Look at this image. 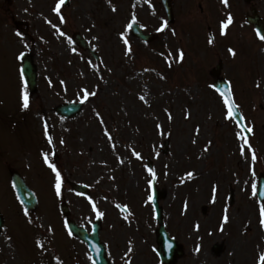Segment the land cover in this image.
Instances as JSON below:
<instances>
[{
  "label": "rangeland",
  "instance_id": "374dc122",
  "mask_svg": "<svg viewBox=\"0 0 264 264\" xmlns=\"http://www.w3.org/2000/svg\"><path fill=\"white\" fill-rule=\"evenodd\" d=\"M174 1L172 30L149 44L130 35L128 25L133 20L148 25L146 30L157 25V15L163 17L157 0H82L76 24L68 21L64 34L37 23L45 31L33 27L29 32L37 89L28 94L27 109L19 64L9 60L1 67L0 209L7 211L10 239L0 235V264H72L77 257L88 264L85 245L65 231L61 202L88 231L103 213L99 236L108 256H130L125 264H149L140 256L154 253L157 223L146 157L163 191L159 206L165 228L183 249L176 264H262V203L253 194L258 175H264L262 52L239 49L233 36L222 39L219 21L207 20L186 0ZM76 27L100 62L74 46L70 36ZM5 28L3 34L25 49L21 40L26 39ZM219 60L220 74L253 129L250 138L226 118L224 101L212 88L210 71ZM64 101L85 104L76 117L64 119L54 111ZM49 164L61 172L59 196ZM10 168L38 198L30 220L15 200ZM69 181L86 184L90 194H75ZM115 204L126 206L128 213ZM226 210L229 219L223 223Z\"/></svg>",
  "mask_w": 264,
  "mask_h": 264
},
{
  "label": "flooded vegetation",
  "instance_id": "af4514ba",
  "mask_svg": "<svg viewBox=\"0 0 264 264\" xmlns=\"http://www.w3.org/2000/svg\"><path fill=\"white\" fill-rule=\"evenodd\" d=\"M169 1L173 8L175 1ZM186 1L192 5V9L196 8L207 20L219 21L221 23L227 20L230 13L233 17V22L225 29V32L230 33H226L224 39L227 40V36H233L236 40L234 44L237 45L239 49H244L246 52L261 51L262 63L264 64V40L260 38L261 35H264V0H229L228 5L222 3L221 0ZM57 3L58 0H0V69L9 60L16 61L18 64L20 62V59H17L20 54L18 51L19 41L12 43L8 34H3V31H6L5 26L7 29L9 27L12 30L24 27L23 29L21 28V36L26 40L22 39L21 44L25 45L26 51L22 52L30 53L33 59L32 49L34 48V44L32 43V36L29 35V32H33V27H38L41 31H45V28L39 27L37 23H41L42 25L43 23H47L46 26L48 28L46 29H51L58 34H64L66 32V28L68 29V21H73L76 24L79 12L78 7L82 6V0H65L60 7L59 13L53 11ZM61 16L64 17L63 23L60 20ZM158 18L160 22L157 25L152 26V28L146 30V32L143 31L144 33L152 35L153 41L151 42L158 41L160 35L154 32L158 30L160 26L165 25L163 17L160 16ZM31 21L34 25L31 24ZM56 22H58V25ZM254 22H257L262 27V31L259 35L252 25ZM53 25H55V27H53ZM78 29L80 28L76 27V30L71 31L72 34L79 32L80 30ZM167 29L172 30V25L166 24L164 31ZM248 56L252 57L251 54ZM260 110H263L262 106H260ZM3 212L5 224L8 214H6L7 211ZM86 257L87 263L93 264L90 257ZM129 257L130 256H107V259L110 264H125ZM140 257L142 259L151 260V264H163L159 256H156L155 253L150 254V256ZM177 261L178 258L173 264H176ZM72 264H81L78 257ZM142 264H144V262Z\"/></svg>",
  "mask_w": 264,
  "mask_h": 264
},
{
  "label": "water",
  "instance_id": "95a60500",
  "mask_svg": "<svg viewBox=\"0 0 264 264\" xmlns=\"http://www.w3.org/2000/svg\"><path fill=\"white\" fill-rule=\"evenodd\" d=\"M164 7L165 10L168 14V17H171V9L167 5V3L164 1ZM254 26L256 29H261V27L255 23ZM132 31L134 34L142 39L147 40L148 38L142 35L137 31V26L132 25ZM75 42L83 47L86 48V44L83 41L84 39L80 37V35H77L75 38ZM23 75L25 79L27 80L28 84L30 85L31 88L34 87L35 85V73H34V68L32 65H30L29 61L26 60L23 63ZM220 70V64L217 65L216 70L213 71V74L216 75L218 71ZM213 87L221 94L225 89H228L230 91V87L227 81H225L222 78H217L214 83ZM222 95V94H221ZM224 98V97H223ZM232 98V97H231ZM233 101V99H232ZM81 104H72V103H66L62 104L59 107L56 108V111L59 114H62L64 116H74L80 109ZM228 108V106H227ZM233 119L234 121L238 124V126L242 129L244 136H249L250 133L247 132L246 127L244 126L243 120H241V115L238 112V110H234L233 112ZM239 121V123H238ZM147 164L150 165L149 160H146ZM12 182L13 186L16 190V193L21 200V202L28 207L29 209H33L36 206V199L34 198L33 194L28 190V188L25 186L24 182L21 180L18 174L13 173L12 174ZM71 187L79 191L81 193H88V189L84 185H79V184H72ZM151 197H152V203L155 208V213H156V219L158 223L160 224L159 229H158V237L157 241L159 244L163 245L165 256L163 257V260L166 264H170V262L173 259L175 251L180 255L181 251L178 248V246L175 244L174 240L169 238L167 233L164 230V227L162 225V220H161V209L158 206V198L161 195V192L159 190H156L154 188V184H151ZM264 192V178L261 177L260 183L257 185V195L260 201L264 200V195H261V193ZM61 210L63 213H67L68 209L66 208L65 205L61 206ZM67 228L68 230L73 233L76 237L80 238L82 241L86 242L88 245V248L90 249L92 256L98 261V264H105V251L103 245L100 243L99 238H98V231L100 229L99 222L93 224L92 232L88 234L86 230H84L81 227H77L76 224L70 220L67 222ZM216 249L218 247L216 246ZM161 255V254H160ZM162 256V255H161ZM164 256V255H163Z\"/></svg>",
  "mask_w": 264,
  "mask_h": 264
},
{
  "label": "snow or ice",
  "instance_id": "6c2138e0",
  "mask_svg": "<svg viewBox=\"0 0 264 264\" xmlns=\"http://www.w3.org/2000/svg\"><path fill=\"white\" fill-rule=\"evenodd\" d=\"M64 2H65V0H58V3H57V5H56V7L53 9V11L59 13V11H60V7H61V5H62ZM109 2H111V0H109ZM221 2L224 3L225 5H228L229 0H221ZM115 10H116V9H115V6H113V11H115ZM60 20H61V22L63 23V22H64V17L61 16V17H60ZM232 22H233V17H232V15L229 13V15H228V17H227V20L221 22V29H220L221 35H225V34H226L225 29H227L228 26H229ZM166 23H167V22H165V25H162V27H163V26H166ZM130 26H131V25H129V27H130ZM53 27H55V25H53ZM159 30H160V29H158V31H159ZM173 34H175V33L173 32ZM17 35H20V33H17ZM258 35H259V33H258ZM260 38H261L262 40H264V35H261ZM125 43L127 44L128 41L125 40ZM209 43H210V44L214 43V38H211V37H210V38H209ZM128 51L130 52L131 49L129 48ZM229 51H230L233 55L236 54L235 51H234L233 49H231V48L229 49ZM126 54H127V53H126ZM23 56H24V53L21 52V53L19 54V56L17 57V59H20V58H22ZM180 59H181V60L183 59V52H182V51L180 52ZM169 66H171V65H169ZM21 78L23 79V70L21 71ZM62 83H63V81H62ZM25 88H26V84H25ZM221 94H222V96L224 97V103L228 106V111H227V116H226V118H232V117H233V112H234V110H238V105H236V104L232 101V98H231V97H232V94H231V92H230L228 89H225ZM87 95H88V93H86V95H85V99H87ZM90 95H96V93L93 92V93H90ZM140 98L143 100V99H144V96H141ZM22 100H23L22 107H23L24 109L29 108V96H28V93H27L26 90L23 91V93H22ZM166 111H167V110H166ZM169 119H171V116H169ZM242 119H243V117H241V120H242ZM238 123H239V121H238ZM157 127L159 128V127H161V126L158 124ZM105 131H106V134H107V130H105ZM252 131H253L252 128H250V127L247 128V132L251 133ZM46 135H47V131H46ZM108 136H109V140H111V139H112L111 135L108 134ZM48 139H49V143H52V138L49 137ZM63 142H64V141L61 140V143H63ZM244 144H247L248 147L251 148V145L248 143V140H247V139L244 140ZM242 154H243V148H242ZM134 155H136L137 157H139V156H140V153H138V152H134ZM43 156H44V161H45V163H49L48 154H47V153H44ZM256 159H257L256 154H255V152L253 151V152H252V160H256ZM49 167H50V168L52 169V171L55 173V185H54V187H55L56 194L59 196L60 193H61V185H62V176H61V172H60V170L56 167L55 164H49ZM148 171L151 172V173L153 174V179H155V172H154V170L151 169V168H149ZM187 175H188L189 177H191V176L193 175V173H192V172H189V173H187ZM151 183H152V181L150 180V181H149V184H151ZM254 187H255V186H254ZM215 191H216V189H215V187H214V188H213V193H214V195H213V201L215 200ZM253 194L255 195V192H254ZM261 195H264V192H262ZM149 199H152V197L150 196ZM93 207L95 208V204H93ZM185 207H187V203L185 204ZM125 208H126V206H125ZM26 214H27V210H26ZM98 215L102 216L103 213H98ZM260 215H261L260 224H261L262 227H264V203H262V204L260 205ZM228 219H229V217H228V215H227V210H226L225 215H224V217H223V223H226V222L228 221ZM30 222H31V221H30ZM223 223L221 224V230L223 229ZM198 250H199V248H197V251H198ZM129 251H131V248L129 249ZM260 260H261L262 264H264V253L261 254V256H260Z\"/></svg>",
  "mask_w": 264,
  "mask_h": 264
}]
</instances>
